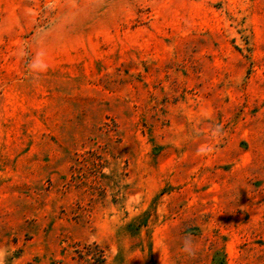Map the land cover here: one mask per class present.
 I'll return each mask as SVG.
<instances>
[{
    "label": "rangeland",
    "instance_id": "1",
    "mask_svg": "<svg viewBox=\"0 0 264 264\" xmlns=\"http://www.w3.org/2000/svg\"><path fill=\"white\" fill-rule=\"evenodd\" d=\"M0 264H264V0H0Z\"/></svg>",
    "mask_w": 264,
    "mask_h": 264
}]
</instances>
